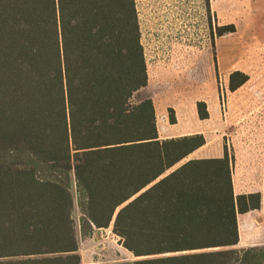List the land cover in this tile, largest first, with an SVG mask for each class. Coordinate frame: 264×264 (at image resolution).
Masks as SVG:
<instances>
[{"label":"trees","instance_id":"16d2710c","mask_svg":"<svg viewBox=\"0 0 264 264\" xmlns=\"http://www.w3.org/2000/svg\"><path fill=\"white\" fill-rule=\"evenodd\" d=\"M147 81L135 0H0V264H81L75 204L139 258L114 264H264L235 247L260 196L234 195L226 148L187 159L202 134L159 138Z\"/></svg>","mask_w":264,"mask_h":264},{"label":"crops","instance_id":"0c3cea01","mask_svg":"<svg viewBox=\"0 0 264 264\" xmlns=\"http://www.w3.org/2000/svg\"><path fill=\"white\" fill-rule=\"evenodd\" d=\"M163 9L168 23L159 25L162 28L180 26L183 21L194 23L197 19V5L192 0H143L141 9L137 7L140 21L149 12L160 13ZM140 25L143 38L141 22ZM241 63L242 60L233 63L229 60L225 77L229 79L233 72L239 71L248 80L233 91L227 84L225 93L223 90L226 95L220 99L213 52L166 49L146 58L148 81L143 89L150 92L160 139L202 134L205 143L192 152L198 153L195 158H222L225 148L233 155L234 195L260 196L259 208L237 215L238 244L247 246L253 243L251 239L243 243L247 238L242 234L254 228L255 220L264 221V97L259 96L252 73ZM198 103L204 104L207 118L199 117ZM215 137L221 138L220 144L211 140ZM93 234L97 236V232Z\"/></svg>","mask_w":264,"mask_h":264},{"label":"rangeland","instance_id":"374dc122","mask_svg":"<svg viewBox=\"0 0 264 264\" xmlns=\"http://www.w3.org/2000/svg\"><path fill=\"white\" fill-rule=\"evenodd\" d=\"M192 1L197 5V19L194 23L183 21L180 26L167 25L162 28L159 26L160 21L155 19L150 12L149 16L141 19L144 33L143 38L141 33V42L145 61L149 55L166 49L193 48L213 52L215 84L218 87L220 99H222L226 95H224L225 86L229 84V79L225 77L226 72H224L226 64L229 60L232 63L242 60L241 65L246 66L245 68L253 75L259 96L264 97V0ZM135 2L136 6L141 9L143 0H135ZM229 24L235 26L234 32L224 33L221 36L216 34L218 26ZM205 72L206 70H203L204 74ZM147 97H150V92L141 89L133 95L131 101L138 103ZM172 115L170 110V116ZM211 140H215L218 145L221 138L215 137ZM203 150L206 152V147ZM197 154L192 153L187 159L195 158ZM181 163L183 162L176 166L178 167ZM73 214L77 224L78 253L81 256V264H114L139 259L122 245L121 238L113 233L112 225L108 228L95 229L97 236L93 233L83 236L79 230L80 212L76 204ZM242 236L247 238L243 239V243L251 239L254 240H250L253 245L242 246L239 243L235 246L236 248L264 247V221L261 218L255 220L254 228ZM158 256L147 255L140 259Z\"/></svg>","mask_w":264,"mask_h":264},{"label":"built area","instance_id":"2783aa9c","mask_svg":"<svg viewBox=\"0 0 264 264\" xmlns=\"http://www.w3.org/2000/svg\"><path fill=\"white\" fill-rule=\"evenodd\" d=\"M166 12V10H162L160 11V13H155L154 11H151L152 16L154 15L155 19L160 21V25L166 24L168 23L166 17L164 16V13ZM180 25L182 23H179ZM162 41H164V38H162Z\"/></svg>","mask_w":264,"mask_h":264}]
</instances>
